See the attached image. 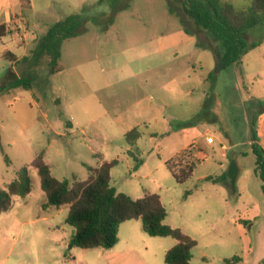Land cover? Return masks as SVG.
I'll return each instance as SVG.
<instances>
[{
    "label": "rangeland",
    "instance_id": "obj_1",
    "mask_svg": "<svg viewBox=\"0 0 264 264\" xmlns=\"http://www.w3.org/2000/svg\"><path fill=\"white\" fill-rule=\"evenodd\" d=\"M36 1L52 4L57 18L83 14L90 19L79 38L63 43L59 65L64 71L33 76L32 89H9L5 82L12 69L0 62V187L5 188L41 152L48 153L60 180L70 178L71 172L83 176L82 160L96 162V152L109 162L119 160L111 172V184L118 192L133 199L146 192L161 196L165 223L198 242L192 264H226L224 259L233 257L240 259L233 264H263L264 249L255 241L260 219L254 218L264 205V192L255 172L253 143L261 138L254 122L264 108V21L247 30V43L258 46L249 50L241 65L212 79V51L181 39L184 28L170 13L168 0ZM230 1L238 8L251 4ZM115 4L119 8H113ZM85 6H92L88 14L83 12ZM99 14L101 21L93 22L91 18ZM160 37L167 38L164 51L159 50ZM140 49L152 54L139 57ZM104 52L112 54V63L108 56L102 58L106 79L98 90L95 83H84L77 70ZM159 56L163 65L155 67ZM80 97L91 121L81 114L73 135L56 137L54 132H62L65 121H72L71 109L82 108ZM141 99L154 105L153 113H135L140 107L133 103ZM121 117L128 119L116 122ZM132 120L139 122L141 137L129 145L123 130ZM209 136L213 144L207 142ZM52 138L58 143L53 144ZM178 154L177 159L196 164L193 177L184 184L176 182L166 164ZM134 156L141 159L138 167ZM232 162L239 168L235 188L204 180L228 172ZM31 177V194L16 197L12 208L0 213V264H73L66 260L73 261L74 255L88 249L70 247L75 230L66 223L69 207L42 208L47 197L36 170H31ZM188 191L191 195L186 197ZM144 243L152 250L163 246Z\"/></svg>",
    "mask_w": 264,
    "mask_h": 264
},
{
    "label": "trees",
    "instance_id": "obj_2",
    "mask_svg": "<svg viewBox=\"0 0 264 264\" xmlns=\"http://www.w3.org/2000/svg\"><path fill=\"white\" fill-rule=\"evenodd\" d=\"M29 3V0H26ZM105 0H100V3ZM247 8H238L230 0H168L170 13L175 15L185 31L196 37L197 47L211 50L215 58V69L209 78L215 79L222 70L232 66H240L244 56L258 46L257 43L248 44L247 30L264 21V0H250ZM113 8H119L116 4ZM92 6H85L83 12L89 13ZM102 14L92 17L93 22L99 23ZM83 14H70L53 23L39 42L37 54L49 58L53 74L62 68L59 61L62 57V45L65 41L79 35L83 25L89 20ZM111 18L109 23H113ZM12 31L6 24L0 25V40ZM10 54L5 53V57ZM6 85L9 89L24 87L32 89L33 79L30 77L8 76ZM68 124V121H65ZM141 137L138 128L126 134L129 145H134ZM185 152V151H184ZM256 155V174L262 180L264 192V151L253 144ZM181 154V153H180ZM132 156L133 153L130 152ZM179 155V154H178ZM166 162L174 179L178 184H184L193 177L195 162L193 160L177 159ZM177 159V160H176ZM136 167L141 159L134 156ZM119 163L118 159L103 161L98 167H88L89 176L80 180L76 176L71 179L56 178L50 165L41 152L31 162L29 167L19 171L17 177L0 187V213L12 208L16 197H26L32 192L31 170H36L40 177V185L47 201L44 209L50 207H69L66 223L74 228L75 233L71 245L81 249L104 248L110 249L119 241V229L129 220H141L143 230L152 237H171L176 241L175 246L165 252L167 264H192L193 249L198 242L185 234L180 228H174L165 223L166 208L157 193L144 194L143 198L133 199L128 194L118 192L111 184L112 169ZM239 168L232 162L230 170L220 176H208L204 180L212 183H227L235 188ZM191 192H186L188 197ZM249 224V221H244ZM240 260L238 257L224 259L226 264H233ZM264 264V259L262 261Z\"/></svg>",
    "mask_w": 264,
    "mask_h": 264
},
{
    "label": "crops",
    "instance_id": "obj_3",
    "mask_svg": "<svg viewBox=\"0 0 264 264\" xmlns=\"http://www.w3.org/2000/svg\"><path fill=\"white\" fill-rule=\"evenodd\" d=\"M58 2L60 3V0H58ZM55 15L56 14L55 11H53V5L49 2H47L45 5H40L37 3L36 0H29V3L26 0H0V25L6 24L8 28L12 31L11 34L0 40V62H6L11 66L12 70L9 72L10 74L8 73L10 76H16L18 78H32L33 76L48 77L52 74L48 56H39L37 54V51L39 42L42 37L45 36L49 27L53 23L66 17L60 16L62 18H57ZM84 31L85 29L82 30L81 28L79 35L72 39L79 38ZM180 35L181 39H183V41L189 44L194 43V41H196L197 43V40L195 39L196 37L187 33L185 29L184 31L179 32V36ZM165 40H167L166 37L159 38L160 51H164L165 49H167V42H165ZM151 43H153V41ZM151 45L152 44H149L148 46ZM144 51V49L138 50L137 55L139 57L146 58L148 57L147 55L152 54V52L148 53L147 49L146 52ZM5 53H9L10 55L8 57H5ZM104 56H108L109 63H112L111 53L104 52L102 55L97 53L95 55V59L93 58L94 60H89L87 64L82 65L81 69L77 70L78 74L82 76L84 83H95L96 85H98V90L103 87L100 86L101 82L103 84L104 80L106 79V77H104V75H106L105 63L102 59L104 58ZM157 59L158 61L155 64V67L162 66L163 64L159 60L160 56L157 57ZM243 61L244 58L242 62ZM210 63V68L212 69L215 63L214 56L213 59H211ZM143 69H149V67H143ZM63 71L64 70H61L59 73ZM114 74L115 70L112 69V72L108 75L111 81L114 80ZM185 80L186 79H183V81ZM69 88L71 90L73 87L70 86ZM73 99L74 98H71V107L72 105H74ZM77 100L82 102V105H80L82 108L80 110L73 108L71 109L72 121L67 120L68 124H65L66 129L62 132H54L56 137L63 138L67 134L73 135L74 133L72 130H74V123L83 118L81 114L85 116V119L91 121V118L88 117L87 109L84 106V97H80ZM133 106L140 107L135 111V113L144 111L146 113L151 114L154 111V105L151 103L143 102L142 99L133 103ZM258 116L259 118L255 120L254 126L259 129V131L257 132L259 133L261 138L254 139L253 144H255L258 148L264 151V108L261 109L260 115ZM127 119L128 117H124L123 119L122 117L121 119L116 118V122L120 123L121 120L122 122H124L127 121ZM93 120L95 121V118ZM132 121L133 122L132 124H130L129 128L123 130L125 136L129 131L139 127V122L134 120ZM44 126L45 125L43 124L42 127ZM51 142L53 144H57L58 140L56 138H52ZM93 154L96 159V162L90 163L86 160H82L81 162V165L85 170V172H83V176L80 177L76 173L71 172L70 178L64 179H71L73 176L77 175L76 177L78 179L85 180L89 176L88 167H98L103 161H108L106 157H99L98 153L96 152H93ZM222 156L226 157L227 153L223 152ZM45 160L50 165L52 173L54 175L53 166L50 163L48 153H45ZM45 203L46 202H44L43 204ZM260 209L261 211L258 212V214L254 218L255 220L260 219V223L257 225L258 228L255 234V241L257 242L259 247H262L264 249V205ZM248 219L252 221L251 218ZM136 222H141V220H129L121 225L119 229V241L114 247L110 249H104L101 247L93 248L90 250L88 249V251L86 250L80 255H74L73 261L68 258L66 260V263L73 262V264H167L164 258L165 252L175 246L176 242L173 244L172 241L168 239V237H162L164 239H159L158 241L151 240L146 237L148 236V234L143 230L142 222ZM241 228L246 231V227L244 225H241ZM121 232L122 234H124L123 237ZM145 241L148 242L151 246H154L156 244H162L163 246L158 250H152L150 246H148V244L144 243ZM158 251H161V254L160 252L158 253Z\"/></svg>",
    "mask_w": 264,
    "mask_h": 264
},
{
    "label": "built area",
    "instance_id": "obj_4",
    "mask_svg": "<svg viewBox=\"0 0 264 264\" xmlns=\"http://www.w3.org/2000/svg\"><path fill=\"white\" fill-rule=\"evenodd\" d=\"M207 142H208L209 144H213V143H214V139H213V137H212V136L207 137Z\"/></svg>",
    "mask_w": 264,
    "mask_h": 264
},
{
    "label": "water",
    "instance_id": "obj_5",
    "mask_svg": "<svg viewBox=\"0 0 264 264\" xmlns=\"http://www.w3.org/2000/svg\"><path fill=\"white\" fill-rule=\"evenodd\" d=\"M70 247H73V245H70Z\"/></svg>",
    "mask_w": 264,
    "mask_h": 264
}]
</instances>
